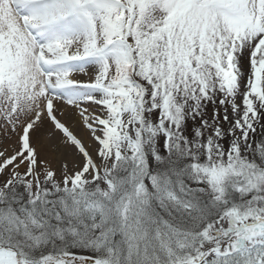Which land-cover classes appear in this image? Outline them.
<instances>
[{
	"label": "snow or ice",
	"instance_id": "1",
	"mask_svg": "<svg viewBox=\"0 0 264 264\" xmlns=\"http://www.w3.org/2000/svg\"><path fill=\"white\" fill-rule=\"evenodd\" d=\"M0 264H264V0H0Z\"/></svg>",
	"mask_w": 264,
	"mask_h": 264
}]
</instances>
